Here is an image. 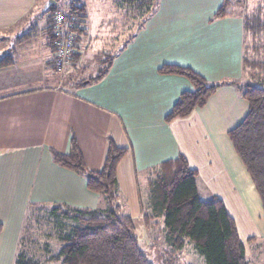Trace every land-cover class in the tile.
Returning a JSON list of instances; mask_svg holds the SVG:
<instances>
[{
    "label": "crops",
    "instance_id": "crops-1",
    "mask_svg": "<svg viewBox=\"0 0 264 264\" xmlns=\"http://www.w3.org/2000/svg\"><path fill=\"white\" fill-rule=\"evenodd\" d=\"M223 1L160 0L109 72L75 86L84 79L73 76L77 65L62 73L55 66L50 33L39 21L43 0H0V60L9 58L0 66V264H13L36 206L99 205L83 176L53 160L54 151L68 154L73 140L92 171L103 168L110 138L126 150L117 177L136 222L138 180L182 154L198 172L202 194L223 200L241 241L264 239L260 195L228 135L246 117L247 100L225 85L204 107L166 119L193 86L185 76L162 73L164 65L190 67L210 82L243 76V17L215 18Z\"/></svg>",
    "mask_w": 264,
    "mask_h": 264
},
{
    "label": "trees",
    "instance_id": "trees-1",
    "mask_svg": "<svg viewBox=\"0 0 264 264\" xmlns=\"http://www.w3.org/2000/svg\"><path fill=\"white\" fill-rule=\"evenodd\" d=\"M147 2L146 0L145 6L150 12L147 10L149 13L137 30L156 12L160 0ZM57 3L46 6L42 11L49 19L51 44L54 38L52 21L58 10ZM139 6L143 8L142 1ZM232 6V0H224L216 11L215 18L233 13L243 17L242 78L210 82L190 67L164 65L160 69L162 73L185 76L193 86L180 95L166 119L171 121L176 117H186L195 108L204 107L211 95L222 86L230 85L237 89L239 95L247 100L249 110L244 120L230 130L228 135L251 175L264 211V43L252 46L248 44L249 34L256 36L264 31V5L251 15L233 10ZM66 10L77 17L75 31L78 45L80 33L85 31L82 26L87 20V4L73 0ZM138 11L141 12V9ZM134 36L132 34L123 47ZM260 53L262 55L259 56ZM116 56L117 53H107L101 61L104 63L103 67L96 75L84 78L74 85L82 86L101 80L109 72ZM78 58L79 52L75 51L71 58L72 65L75 66L74 62ZM7 59L9 58H2L0 66L5 65ZM125 153L126 150L118 147L110 138L103 168L92 171L75 140L68 154L54 151L53 160L57 164L83 176L89 190L99 194V205L95 208H79L41 204L33 208L23 225L13 264H154L141 245L136 221L127 210V202L119 185L117 167ZM198 176V172L190 167L182 154L148 169L145 183L138 180L140 222L143 228L151 233V238L156 241L159 249L164 247L169 255L179 253L188 242H192L206 264H250L234 218L220 197L215 194L202 195ZM31 215L34 217L33 229L25 237L26 224ZM42 218H47L49 224H56L49 236L55 237L57 249L52 250L48 260H41L34 253L36 246L41 249L36 226H40ZM2 229L0 224V234Z\"/></svg>",
    "mask_w": 264,
    "mask_h": 264
},
{
    "label": "rangeland",
    "instance_id": "rangeland-1",
    "mask_svg": "<svg viewBox=\"0 0 264 264\" xmlns=\"http://www.w3.org/2000/svg\"><path fill=\"white\" fill-rule=\"evenodd\" d=\"M51 1L52 0H43L42 9L44 10V8L50 4L55 5L57 3V0H55L56 3ZM71 1L73 0H59L57 3L58 10L63 13H68V10H66L67 5ZM79 1L87 4V20L82 26L85 31L80 33L81 39L78 42V45H76V51L79 52V61L77 60L74 62V64L77 65V68H75L74 65H72L73 60H70L69 65L65 66L63 71L75 68L73 76L88 78L96 75V73L103 67L104 63L102 64L101 61L105 58L107 53L116 54L120 51L129 37L134 34L137 31V28L144 22L150 10L145 6L146 0ZM141 1L143 3V8H140L139 6ZM147 1L149 2L150 0ZM232 4L233 10L251 15L264 5V0H232ZM138 9H141V12H139ZM147 10H149V12ZM39 21H43V29L49 27L48 16L40 18ZM256 43H264L263 30L256 36L251 34L248 35V44L252 46ZM260 55L262 54L260 53L259 56ZM59 72L62 73V71ZM32 85H35V83L21 82L17 86L30 87ZM141 181L143 184L145 183L143 179H141ZM59 218L63 219L62 217ZM33 223L34 217L31 215L27 221L28 225L26 224L27 229L25 237L30 235L33 229ZM39 224L40 226H36L38 230L36 236L39 245H41V249L39 246H36L34 253L39 259L48 260L51 256L52 250L57 249L55 237L52 235L51 237L49 236L53 233L56 224H53V222L49 224L47 218H42V220L39 221ZM136 227L141 245L149 254V258L154 264H206L204 258L192 242H188L185 248L179 253L169 255L164 251V247L160 248L161 250L159 249L156 241L151 238V233L145 231L143 228L142 222L137 221ZM244 246L250 264H264V239H256L254 241L249 240Z\"/></svg>",
    "mask_w": 264,
    "mask_h": 264
},
{
    "label": "built area",
    "instance_id": "built-area-1",
    "mask_svg": "<svg viewBox=\"0 0 264 264\" xmlns=\"http://www.w3.org/2000/svg\"><path fill=\"white\" fill-rule=\"evenodd\" d=\"M77 17L71 12L63 13L55 11L53 15V46L55 66L58 71H63L70 63L76 51V31Z\"/></svg>",
    "mask_w": 264,
    "mask_h": 264
},
{
    "label": "water",
    "instance_id": "water-1",
    "mask_svg": "<svg viewBox=\"0 0 264 264\" xmlns=\"http://www.w3.org/2000/svg\"><path fill=\"white\" fill-rule=\"evenodd\" d=\"M51 2H53V3H56V1H55V0H52Z\"/></svg>",
    "mask_w": 264,
    "mask_h": 264
}]
</instances>
